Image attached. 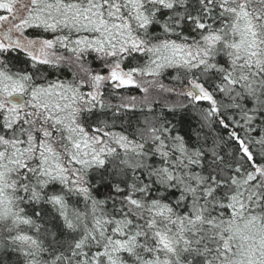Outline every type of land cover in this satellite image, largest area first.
I'll list each match as a JSON object with an SVG mask.
<instances>
[{
	"label": "snow or ice",
	"instance_id": "6c2138e0",
	"mask_svg": "<svg viewBox=\"0 0 264 264\" xmlns=\"http://www.w3.org/2000/svg\"><path fill=\"white\" fill-rule=\"evenodd\" d=\"M0 264H264V0H0Z\"/></svg>",
	"mask_w": 264,
	"mask_h": 264
}]
</instances>
